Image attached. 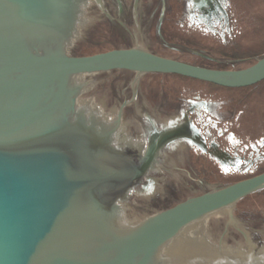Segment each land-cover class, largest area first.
I'll return each mask as SVG.
<instances>
[{
  "label": "rangeland",
  "instance_id": "obj_1",
  "mask_svg": "<svg viewBox=\"0 0 264 264\" xmlns=\"http://www.w3.org/2000/svg\"><path fill=\"white\" fill-rule=\"evenodd\" d=\"M186 1L167 0L169 12L158 33L160 17H144L142 25L138 17L125 22L126 32L113 26L117 13L108 8L112 0H90L79 8L82 12L66 17L61 34L72 31L73 38L61 56L131 47L221 70H242L264 56V0H192L199 26L184 16ZM124 2L131 5L133 0ZM138 5L159 12L158 0H138ZM70 8L63 7V14L70 15ZM78 79L70 85L77 106L97 109L107 124L119 120L111 135L113 145L124 138L144 144V161L134 164L130 198L115 202L118 209L111 217L116 226L135 225L191 196L264 173V81L252 88L224 90L135 71ZM87 111L82 112L89 119ZM246 211L254 218L264 215V196L242 203L238 214L244 218ZM192 224L196 226L184 233L185 243L172 264L196 255L197 264H264V225L259 221L242 225L234 210L233 215L219 210Z\"/></svg>",
  "mask_w": 264,
  "mask_h": 264
},
{
  "label": "bare ground",
  "instance_id": "obj_2",
  "mask_svg": "<svg viewBox=\"0 0 264 264\" xmlns=\"http://www.w3.org/2000/svg\"><path fill=\"white\" fill-rule=\"evenodd\" d=\"M89 1L0 0V64L60 57L73 38L72 31L65 37L61 34L66 17L82 12L79 8L88 6ZM66 5L72 7L68 16L62 11ZM33 54L39 56L33 58ZM79 77L80 74L23 77L0 84V160H5L4 153L10 148L21 146V151L15 149L16 159L21 170L32 176L30 185L34 191L37 176L43 178L44 166L47 164V169H51L55 162L56 170L62 175L59 181L62 192L48 207L37 202L39 230L33 242L78 256L89 264H107L142 237L156 217L122 227L113 223L111 215L118 209L115 202L129 197L128 190L136 177L134 164L144 161L141 156L144 144H135L130 138L122 139L119 146L112 144L111 135L119 120L107 124L97 109L77 106L70 85ZM83 108L89 111V119ZM27 119L28 127L7 144L3 138L9 137ZM3 168L0 171L12 189L15 172ZM234 207L232 203L224 210L233 215ZM213 214L195 217L168 230L148 264H172L185 243L186 230L196 226L192 223ZM142 257L143 254L138 255L127 264H139ZM198 260L199 255L189 256L182 264H197ZM23 264L32 263L26 260Z\"/></svg>",
  "mask_w": 264,
  "mask_h": 264
},
{
  "label": "water",
  "instance_id": "obj_3",
  "mask_svg": "<svg viewBox=\"0 0 264 264\" xmlns=\"http://www.w3.org/2000/svg\"><path fill=\"white\" fill-rule=\"evenodd\" d=\"M38 56L33 54L32 57ZM111 71L176 75L223 88L242 89V87H252L264 81V57L242 70H220L165 58L145 50L131 47L120 48L88 56L7 61L0 64V84L23 77H67L71 74L93 75ZM29 124V119L23 121L20 128L3 139L7 144L11 143ZM15 149L21 151L23 148L21 146L10 148L4 153L5 160H0V168L7 167L10 172H15V184L11 189L0 171V264H23L26 260L32 264H89L78 256L59 249L45 248L33 242V237L39 230L36 219L37 204L40 202L48 207L49 202L60 195L62 192L60 176L62 175L59 170H56L55 162L51 169H47L46 164L43 168V178L37 176L38 179L35 180L37 189L32 190L30 185L32 176L19 167V160L16 159L18 151ZM261 189H264V173L219 191L191 196L158 212L152 215L156 219L150 229L107 264H127L141 254L143 257L139 264H148L168 230L175 229L195 217L209 213L215 214L232 203L236 207L246 195Z\"/></svg>",
  "mask_w": 264,
  "mask_h": 264
},
{
  "label": "trees",
  "instance_id": "obj_4",
  "mask_svg": "<svg viewBox=\"0 0 264 264\" xmlns=\"http://www.w3.org/2000/svg\"><path fill=\"white\" fill-rule=\"evenodd\" d=\"M138 11V17H160V19L158 20V33L160 31V28L162 26V24L165 22V17H167V13L169 12V6L167 5V0H166V3L164 4V6L160 5L159 6V12H157V14L155 15L154 12H153V7L151 5H146L144 7L142 6H139L136 8V12ZM221 38L223 37V35H220ZM219 36V37H220ZM264 56H261L259 59L263 58ZM257 59V61L259 60ZM197 66V65H196ZM200 67H203V66H200ZM205 68H210V67H205ZM211 69V68H210ZM214 69V68H212ZM221 70V69H220ZM111 72H115V71H111ZM146 75H159V74H155V73H146ZM164 76H172L174 78H179V79H183V80H191V81H196V80H193V79H188V78H184V77H181V76H176V75H164ZM197 82H200V81H197ZM201 83H204V82H201ZM200 83V84H201ZM204 84H208V83H204ZM261 84V83H259ZM257 84V85H259ZM210 86H213L215 88H220V89H224V90H237V89H228V88H223V87H219V86H216V85H213V84H208ZM255 85V86H257ZM254 87V86H252ZM250 87V88H252ZM225 187V186H224ZM264 196V189H261V190H258L250 195H246L245 198L241 199L236 207L234 208V212L236 214V219L242 224L244 225L247 221H252V220H255V221H259L260 223H262V225H264V215H261L257 218H254L255 216L253 215V213H250L249 211H246L245 215H244V218L243 216L239 215L238 214V210H239V207L242 203H245L246 201H249L251 200L252 198H256L258 196ZM249 231V230H248ZM250 232V231H249ZM252 234V238L255 237V235L253 233Z\"/></svg>",
  "mask_w": 264,
  "mask_h": 264
},
{
  "label": "flooded vegetation",
  "instance_id": "obj_5",
  "mask_svg": "<svg viewBox=\"0 0 264 264\" xmlns=\"http://www.w3.org/2000/svg\"><path fill=\"white\" fill-rule=\"evenodd\" d=\"M158 1H159V6L160 5L164 6V4L166 3V0H158ZM190 1L187 0L185 2L184 16L191 19L193 26H199L197 20L200 16L198 15L199 16L198 17L197 15H195L193 13V11H194L193 10V2H192V0H190ZM139 6L140 5H138V2L136 0H133V3L131 5H128L126 2H124V0H120V1L119 0H112L111 7L108 6V8L112 12L115 9V12L117 13V15H115V17H114L115 20L112 21L114 23L113 26L115 28H118V29H121L123 31L128 32L129 29L127 28L128 26L126 25V23L135 22L136 17H138V11L136 12V8ZM194 17H198V18H194ZM227 17H231V16L228 14ZM139 18H141L140 21H141V25H142V23L144 21V17L143 18L138 17V19Z\"/></svg>",
  "mask_w": 264,
  "mask_h": 264
},
{
  "label": "crops",
  "instance_id": "obj_6",
  "mask_svg": "<svg viewBox=\"0 0 264 264\" xmlns=\"http://www.w3.org/2000/svg\"><path fill=\"white\" fill-rule=\"evenodd\" d=\"M136 1L138 2V0H136ZM136 18H137V17H136ZM228 225H229V224H228ZM224 229H227L226 225H225Z\"/></svg>",
  "mask_w": 264,
  "mask_h": 264
}]
</instances>
